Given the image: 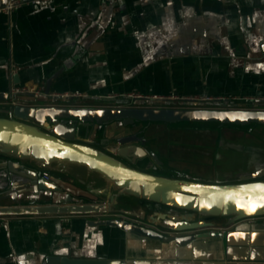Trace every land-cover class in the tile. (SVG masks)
I'll use <instances>...</instances> for the list:
<instances>
[{"label":"crops","instance_id":"crops-1","mask_svg":"<svg viewBox=\"0 0 264 264\" xmlns=\"http://www.w3.org/2000/svg\"><path fill=\"white\" fill-rule=\"evenodd\" d=\"M53 76L51 94L89 97L62 105L180 108L211 99L195 105L264 109V0H56L0 14V94L13 86L45 92ZM253 130L158 124L145 136L161 174L229 182L264 168V128ZM82 141L118 148L102 131ZM10 181L0 170V193ZM102 219H0V264H264V219L228 228L219 219L184 245L93 224Z\"/></svg>","mask_w":264,"mask_h":264},{"label":"water","instance_id":"water-1","mask_svg":"<svg viewBox=\"0 0 264 264\" xmlns=\"http://www.w3.org/2000/svg\"><path fill=\"white\" fill-rule=\"evenodd\" d=\"M8 97L0 94V100ZM18 98L26 104L0 105V170L11 179L10 192L0 193V219L98 216L109 219L94 225L184 245L194 232L217 228L216 220L228 228L264 218V168L229 182L167 176L145 136L158 124L254 131L264 128V109L79 106L57 102L63 97L43 103L32 94ZM94 131H102L116 151L82 141ZM75 168L85 169L89 179L76 177ZM59 264L122 263L63 258Z\"/></svg>","mask_w":264,"mask_h":264},{"label":"built area","instance_id":"built-area-1","mask_svg":"<svg viewBox=\"0 0 264 264\" xmlns=\"http://www.w3.org/2000/svg\"><path fill=\"white\" fill-rule=\"evenodd\" d=\"M56 0H10L4 7L0 9V14L4 15H11L13 12L17 11L18 9L22 8L25 5H34L40 2H45V3H52ZM110 2L116 3L117 0H109ZM27 94H32L36 100H39L43 97H51V98H56V97H63L65 99H74V100H87L89 97L87 95H76V94H65V95H54L50 94L49 96H45V92L42 89H36L34 87H29V86H13L10 93L9 97L7 100H3L0 102V105H25V102H22L18 96L20 95H27ZM131 98L137 97L134 95H130ZM211 99H189L187 102H210ZM197 108H204L201 105H195ZM178 108V107H174ZM183 108V107H182ZM211 109V108H210ZM264 219V218H263ZM260 220V219H256ZM255 221V220H253Z\"/></svg>","mask_w":264,"mask_h":264},{"label":"rangeland","instance_id":"rangeland-1","mask_svg":"<svg viewBox=\"0 0 264 264\" xmlns=\"http://www.w3.org/2000/svg\"><path fill=\"white\" fill-rule=\"evenodd\" d=\"M64 100V99H63ZM63 100H58L57 102H59L60 104H62V103H64V104H71V103H74V101L73 100H66V101H63ZM63 101V102H62ZM66 102H68V103H66ZM38 103H43V101L42 102H38ZM94 103V102H93ZM106 103H109V102H106ZM95 105H96V103H94ZM168 106H171V104L170 105H168ZM222 106V105H221ZM165 108V107H164ZM166 108H172V107H166ZM179 108V107H178ZM205 108V107H204ZM218 108H223V109H226V108H228V107H218Z\"/></svg>","mask_w":264,"mask_h":264},{"label":"snow or ice","instance_id":"snow-or-ice-1","mask_svg":"<svg viewBox=\"0 0 264 264\" xmlns=\"http://www.w3.org/2000/svg\"><path fill=\"white\" fill-rule=\"evenodd\" d=\"M255 210V209H254Z\"/></svg>","mask_w":264,"mask_h":264}]
</instances>
